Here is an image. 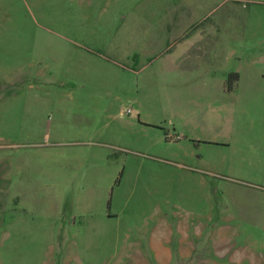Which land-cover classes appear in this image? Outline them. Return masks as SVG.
<instances>
[{"label":"rangeland","instance_id":"rangeland-1","mask_svg":"<svg viewBox=\"0 0 264 264\" xmlns=\"http://www.w3.org/2000/svg\"><path fill=\"white\" fill-rule=\"evenodd\" d=\"M0 264H264V0H0Z\"/></svg>","mask_w":264,"mask_h":264},{"label":"trees","instance_id":"trees-1","mask_svg":"<svg viewBox=\"0 0 264 264\" xmlns=\"http://www.w3.org/2000/svg\"><path fill=\"white\" fill-rule=\"evenodd\" d=\"M239 77V74L237 72H232L228 76V85H232L233 81H236Z\"/></svg>","mask_w":264,"mask_h":264},{"label":"crops","instance_id":"crops-1","mask_svg":"<svg viewBox=\"0 0 264 264\" xmlns=\"http://www.w3.org/2000/svg\"><path fill=\"white\" fill-rule=\"evenodd\" d=\"M237 73L239 74V77H238V79H237L236 82H235V84H236L235 86L238 87V86L240 85L241 80H242V74L239 73V72H237ZM235 86H234V84H233V86H231V88H228V90H229V91H234V89L236 88Z\"/></svg>","mask_w":264,"mask_h":264}]
</instances>
